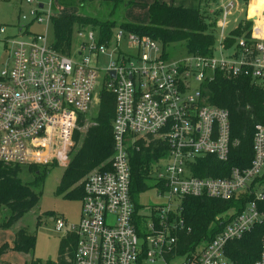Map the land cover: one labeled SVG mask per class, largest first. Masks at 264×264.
<instances>
[{"label": "built area", "instance_id": "1", "mask_svg": "<svg viewBox=\"0 0 264 264\" xmlns=\"http://www.w3.org/2000/svg\"><path fill=\"white\" fill-rule=\"evenodd\" d=\"M4 1V0H0ZM33 6L20 20L17 36L0 27V46L8 62L0 73V163L38 166L58 162L66 168L81 117L90 113L100 69L99 58L114 45L103 70L102 90L116 99L114 154L108 169L91 172L82 181L77 224L52 216L57 232L77 239L68 264H234L227 246L241 240L264 215V127H256L254 157L247 169L232 168L220 178L193 175L197 161L213 156L228 163L232 126L229 111L211 106L205 85L217 74L249 78L264 90V14L254 20L251 37L233 38L227 46L226 20L236 0L223 9L220 42L212 57L188 55L170 61L158 43L119 29L112 38L96 40L90 28L79 31L82 44L73 57L33 34V25H50L54 0H23ZM89 29V30H88ZM126 43L131 52H125ZM114 73V76H112ZM155 146L161 156L145 167L167 203L142 212L133 191V156ZM66 163V164H65ZM146 180V185L148 187ZM149 190V189H148ZM249 198L243 209L217 218L226 223L219 234L182 254L181 235L192 233L184 217L187 199L221 202ZM256 264H264V237Z\"/></svg>", "mask_w": 264, "mask_h": 264}, {"label": "trees", "instance_id": "2", "mask_svg": "<svg viewBox=\"0 0 264 264\" xmlns=\"http://www.w3.org/2000/svg\"><path fill=\"white\" fill-rule=\"evenodd\" d=\"M80 2L86 0H79ZM199 0V8L192 10L183 7L168 6L155 3L148 6L149 24L146 27L134 26L127 22L117 24L111 21H98L89 16L77 15L53 20L54 48L63 53L71 52L73 31L90 28L97 31L102 40L108 41L116 30L122 29L140 36H148L165 49L177 43H185L188 55L212 57L216 51V23L210 21L204 10V2ZM217 1V0H212ZM247 0H243L246 3ZM66 5L75 4L78 0H62ZM262 2V1H261ZM129 3V2H128ZM262 4L260 11L262 10ZM207 8V9H206ZM115 9L112 13L114 14ZM221 14V13H220ZM260 16L254 19H258ZM252 24H240L230 33L232 39L225 44H233V38L251 37ZM164 57L166 55L164 53ZM204 96L209 105L226 109L230 113L232 136L228 163H221L213 156H206L197 161L193 175L200 178H220L229 175L232 168L247 169L251 166L254 151L256 127H264V90L254 85L249 78L228 79L217 74L215 80L204 87ZM116 114V99L113 94L102 90L99 96L98 113L93 124L82 137L76 131L74 141L78 150L70 164L65 168L64 175L57 189V195H64L69 201H81L83 197L82 181L91 172L108 169L114 154L113 121ZM79 127L84 126L81 117ZM161 156L155 146L143 149L133 156V191L140 194L149 189L146 185L147 167L151 161ZM31 172L40 174L39 167H31ZM49 167L44 168L37 178V184L45 182ZM21 166L0 163V216L7 211L8 216L1 220L0 229H12L26 214L35 208L40 200L39 193L32 185L24 184L20 178ZM249 198L242 196L239 201L221 202L209 199H187L184 202V217L192 227V233L182 234L180 251L188 252L192 247L203 241L213 239L221 232L226 223H219L217 218L234 209H243ZM258 209L264 215V201L258 204ZM264 237V220L241 240L227 246V254L234 264H256L261 255V243ZM77 239L74 235L63 238L59 248V264H68L72 257ZM37 239L25 229L15 233L12 245L0 247V264H5L2 257L10 252L20 254L34 253ZM48 264H55L48 262Z\"/></svg>", "mask_w": 264, "mask_h": 264}, {"label": "rangeland", "instance_id": "3", "mask_svg": "<svg viewBox=\"0 0 264 264\" xmlns=\"http://www.w3.org/2000/svg\"><path fill=\"white\" fill-rule=\"evenodd\" d=\"M231 1L232 0H217L214 2L210 0L204 2V6L208 8H206L207 10H204V12L210 17L212 23H216L215 35L217 45H219L220 42L219 29L223 21V9ZM155 3L192 10L199 8V0H132L129 3L125 0H86L82 2L78 0L74 5H66L62 0H54L53 17L54 19H59L69 16L84 15L98 21L108 20L116 22L118 25L127 22L134 26L146 27L149 24L148 6ZM261 4L263 7L260 11ZM114 8L116 9L113 14L112 11ZM32 9L33 6L24 3L23 0L0 1V27L7 28V35L18 37L16 28L18 26L27 25L24 21L20 20V15L22 13L23 16L29 17ZM261 13L262 15L264 14V0H247L246 3L244 2L241 6L238 5L233 9H229L228 18L226 20V34L236 30L240 24H243L245 27L246 22L251 23L253 29L255 26L254 19L257 15H261ZM79 31L80 29L78 27H75L73 31L71 44V55L73 57L77 54L83 42L82 38L79 36ZM30 32L33 34H47L48 41L51 44L55 42L53 23L50 25H33ZM94 33L98 41L99 33L97 31H94ZM158 46L160 47V55H163L164 51L166 59L172 62L188 56L185 43L172 44L165 49L160 44H158ZM121 47L125 52H131V49H128L126 43H122ZM113 48L114 45L111 46L106 54L101 55L99 58L100 75L95 91V99L90 113L83 117L84 126L79 127L78 125V129L76 130L81 133L82 137L85 135L88 128L92 126V122L98 113L99 96L103 89L102 82L105 77L103 70L109 64V54ZM7 62L8 54L4 50V47L0 46V73ZM78 147L79 146L76 145L74 141V146L69 150L65 167L72 161L77 153ZM63 166L64 165H60L56 161L44 165H34L33 167L40 168V174L31 172V168L28 166L21 167L22 173L20 178L22 182L32 185L33 190L41 194L40 200L38 205L26 214L12 229H0V247L4 244H11L14 240L15 233L20 229H25L29 234L34 235L37 239V243L34 253H7L1 258L5 264H48V262L59 264L60 242L63 240L66 233L56 231L55 224L51 221V217H59L75 225L79 222L81 213V201H69L64 199V195H57V189L65 172ZM46 167H49V171L45 182L37 184L38 176L44 174L43 171ZM147 184L149 190L135 197L137 206L143 207L141 210L145 214H148L150 209L167 203V198L159 196L158 189L156 186L154 187L153 181L147 180ZM7 216V211H3L0 218L4 220Z\"/></svg>", "mask_w": 264, "mask_h": 264}, {"label": "water", "instance_id": "4", "mask_svg": "<svg viewBox=\"0 0 264 264\" xmlns=\"http://www.w3.org/2000/svg\"><path fill=\"white\" fill-rule=\"evenodd\" d=\"M126 2H131L132 0H125ZM239 6L243 4V0H236ZM112 76H114V73H112Z\"/></svg>", "mask_w": 264, "mask_h": 264}, {"label": "crops", "instance_id": "5", "mask_svg": "<svg viewBox=\"0 0 264 264\" xmlns=\"http://www.w3.org/2000/svg\"><path fill=\"white\" fill-rule=\"evenodd\" d=\"M15 241V237H14V240H13V242ZM13 242L10 244V245H12L13 244Z\"/></svg>", "mask_w": 264, "mask_h": 264}]
</instances>
